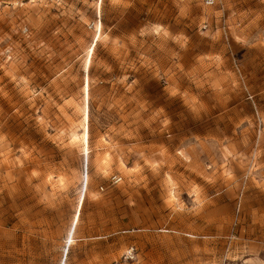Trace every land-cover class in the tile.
I'll return each mask as SVG.
<instances>
[{"label": "rangeland", "instance_id": "1", "mask_svg": "<svg viewBox=\"0 0 264 264\" xmlns=\"http://www.w3.org/2000/svg\"><path fill=\"white\" fill-rule=\"evenodd\" d=\"M117 263L264 264V0H0V264Z\"/></svg>", "mask_w": 264, "mask_h": 264}, {"label": "built area", "instance_id": "2", "mask_svg": "<svg viewBox=\"0 0 264 264\" xmlns=\"http://www.w3.org/2000/svg\"><path fill=\"white\" fill-rule=\"evenodd\" d=\"M215 3H216V0H204V4L206 6H213V5H215ZM114 182L115 183H118L119 182V179L115 177L114 178ZM117 264H120V263H117Z\"/></svg>", "mask_w": 264, "mask_h": 264}]
</instances>
